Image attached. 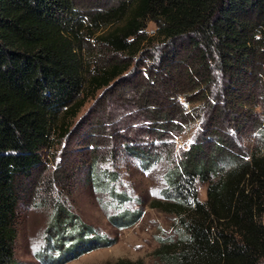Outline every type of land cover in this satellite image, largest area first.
<instances>
[{
    "label": "trees",
    "instance_id": "16d2710c",
    "mask_svg": "<svg viewBox=\"0 0 264 264\" xmlns=\"http://www.w3.org/2000/svg\"><path fill=\"white\" fill-rule=\"evenodd\" d=\"M149 21L156 25L152 36ZM91 38L131 59L161 41L155 74L147 78L160 82V98L169 92L186 99L189 88H198L207 108L228 116L238 85L264 57V0H120L88 15L77 0H0V264H19V207L42 151L67 134L89 95L120 81L128 68L86 61ZM196 151L187 150L164 174L161 208L177 217L176 238L160 241L155 263L117 264H264V151L220 164ZM197 180L206 183L203 201ZM135 216L112 219L126 227ZM47 230L40 264H64L112 244L61 207Z\"/></svg>",
    "mask_w": 264,
    "mask_h": 264
},
{
    "label": "rangeland",
    "instance_id": "374dc122",
    "mask_svg": "<svg viewBox=\"0 0 264 264\" xmlns=\"http://www.w3.org/2000/svg\"><path fill=\"white\" fill-rule=\"evenodd\" d=\"M118 1L77 0V4L88 15ZM155 28L149 21L147 35L152 36ZM160 42L133 59L107 51L92 38L85 42L90 53L85 52L86 61L93 65L119 61L128 68L116 84L89 95L67 134L55 137L53 145L42 151L41 163L28 182L30 196L19 207L15 250L19 264H40L36 254L47 243L57 207L112 243L64 264H117L121 259L155 263L153 251L160 241L177 236V217L161 208L166 171L192 147L218 164L236 154L249 157L264 151V57L257 59L258 68L248 72L241 90L238 85L240 98L227 116L207 108L198 88H189L186 99L169 92L160 98V82L147 79L148 73L155 74ZM113 173L114 179L105 176ZM196 193L205 200L206 183L197 180ZM123 212L137 215L126 227L112 219Z\"/></svg>",
    "mask_w": 264,
    "mask_h": 264
}]
</instances>
